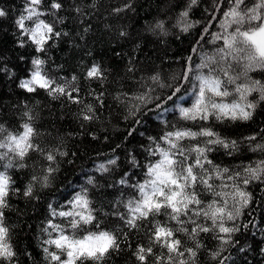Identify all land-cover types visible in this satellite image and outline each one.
I'll return each mask as SVG.
<instances>
[{
    "label": "trees",
    "instance_id": "16d2710c",
    "mask_svg": "<svg viewBox=\"0 0 264 264\" xmlns=\"http://www.w3.org/2000/svg\"><path fill=\"white\" fill-rule=\"evenodd\" d=\"M56 2L61 4L59 10L51 7L53 0H42L38 11L44 13L39 19L53 25L54 32L60 35L48 41L45 51L37 52L36 45L21 35L16 24L21 15H27L28 0H0V10L6 13L0 17V127L4 129L0 138L8 133H22L23 125L30 124L35 130L33 142L55 157L49 162L46 155L30 152L23 161L14 158L13 166L8 168H5L8 158L0 160V172H5L11 180L8 207L2 211L4 224L9 229L8 241L15 253L11 260L0 259V264H57L48 253H59V250L47 241L57 238L59 233L49 227V221L70 231L68 218L52 213L72 210L71 202L82 190H86L96 218L84 227L112 232L119 244V249L111 250L99 264H141L135 255L139 246L153 248L154 255L147 256L146 264H168L167 249L149 239L157 222L173 229L182 249L196 251L195 264H264V177L251 180L246 188L239 181L250 193L251 200L235 221L239 231L232 235V243H222L218 229L200 232L193 238L177 230L181 227L190 230L191 223L179 225L165 215L138 220L135 228L121 218L130 217L127 202L138 198L133 186L144 182L147 166L158 159L150 155L156 147L154 140L159 141L165 131L174 127L198 131L203 125L229 142L237 141L235 149L208 145L212 148L207 152L208 159L219 168H228L229 175L241 172L247 178L244 168L264 160V149L256 147L264 145V101L259 99V92L247 98L256 103L252 118L247 121H218L214 117L208 121H190L182 119L179 112L180 107H191L195 99L197 82L183 79L185 69L196 70L202 57L212 55L222 46V41L214 40L213 34L222 32L220 22L224 19L223 13L231 7L229 0H197L190 9L191 0ZM255 2L246 0L249 7ZM185 10L189 12L187 22L193 25L187 31L182 30L180 17ZM158 21H164L163 31L155 28ZM25 24L31 27L33 21ZM37 57L44 61L42 71L49 78L58 84L67 82L69 90H79L72 95L80 103L67 95L50 96L42 88L28 92L20 87L21 81L30 79L34 70L32 61ZM93 65L100 66L101 78L88 77ZM248 76L264 84V71H251ZM238 83L249 81L242 77ZM177 87L179 92H175ZM233 99L238 100V96L226 98L228 102ZM86 105H91L95 112L92 120L83 119ZM250 136L256 139H246ZM206 139L209 138H199ZM183 143L194 145L197 141ZM109 160L115 163H107ZM101 164L107 171L100 168ZM49 166L54 171L45 186L43 177L48 175ZM205 167L210 168L207 164ZM121 180L126 183L121 184ZM225 182L232 184V181ZM212 183L220 185L222 181ZM29 185L32 195L26 197L24 191ZM197 190L204 201L219 200L203 185ZM216 190L230 191L231 188ZM232 203L229 200L230 206ZM198 223L210 225L211 221L200 217ZM231 225L232 222L227 223ZM157 257L164 259L158 261ZM181 259H189L187 253L185 257H174L175 264ZM84 264L97 262L87 260Z\"/></svg>",
    "mask_w": 264,
    "mask_h": 264
},
{
    "label": "snow or ice",
    "instance_id": "6c2138e0",
    "mask_svg": "<svg viewBox=\"0 0 264 264\" xmlns=\"http://www.w3.org/2000/svg\"><path fill=\"white\" fill-rule=\"evenodd\" d=\"M41 2L42 0H28L25 7L27 15H21L16 20L21 35L27 36L36 45L37 52L45 51L44 46L48 41L53 36L60 35L59 32H54L53 25L39 19L40 16L44 15L42 11H38ZM196 3L197 0H191L188 8L190 9ZM229 3L231 7L223 13L224 19L220 22L222 32L213 34V39L222 41V46L216 48L212 55L202 57L196 70L185 69L183 79L189 80L191 78L197 83L194 85L193 95L195 99L191 107L179 108L180 116L184 120L208 121L214 117L218 121L224 119L247 121L252 118L256 108V103L248 101V96L253 92H259V99L264 101V84L259 80H252L248 76V72L251 71H264V0H256L251 7L247 5L246 0H229ZM129 6L125 5V7ZM51 7L59 10L61 4L53 0ZM188 14V10L180 13L183 20V31H187L193 26L187 22ZM5 15L6 13L0 10V17ZM25 21H33V26L26 27ZM155 28L163 31L164 21H158ZM21 46H23V41H21ZM32 64L34 70L31 72L30 79L21 81V88L28 92L42 88L47 90L50 96L54 94L67 95L74 102H81L72 95L73 92L79 91L77 88L69 90L70 86L67 82L58 84L42 71L43 60L39 57L34 58ZM204 69H207V72H204ZM237 69H241V71ZM189 73H192L191 77ZM87 75L89 78H101L103 73L99 65H93ZM242 77L247 79L249 83H238ZM152 79L157 80L158 77ZM72 80L75 81L76 77L73 76ZM229 85L233 87L230 88ZM179 91L180 88L177 87L175 92ZM234 95L238 96V100L233 99L231 102L226 100V98ZM138 99H143V97ZM168 99L171 100L172 96H169ZM85 107L87 113H91V115L86 113L83 119L92 120L95 116L92 106L86 105ZM3 131L4 129L0 127V132ZM34 131L30 124L25 123L22 133H8L6 137L0 138V149L5 150L0 152V160L8 158L5 168L13 166L14 158L18 157L19 160L23 161L30 152H40L46 155L49 162L55 159L51 152L45 153L38 144L33 142ZM201 137L209 139L200 141L199 138ZM246 139L255 140L256 137L250 136ZM184 140H195L197 143L185 145ZM154 143L156 147L150 151V155L157 156L158 159L147 166L144 182L133 186L137 190L138 198L133 197L127 202L126 207L130 217L121 216V218L125 219L128 226L135 228L138 220H147L150 216L165 215L179 225L191 223L193 227L190 230L186 227L177 230L188 233L193 238L200 232L206 233L218 229L220 234L218 238L221 242L224 244L232 243V235L239 231L235 221L251 200L250 193L244 188L251 180H261L264 177V160L259 161L254 167L247 166L244 168L243 171L247 173V178H243L241 172L229 175L228 168H219L208 159L207 152L212 151L208 145H220L225 149H235L237 141L229 142L211 128L203 125L198 131L191 128L174 127V130L165 131L159 141L154 140ZM162 145H166V147ZM256 147L264 149V145H256ZM193 153H195L194 158H192ZM9 154L12 155L9 156ZM107 163L112 164L115 161L109 160ZM206 164L210 168L205 167ZM19 166L24 167V164ZM100 168L107 171L104 164H101ZM53 171L54 169L49 166L48 175L43 177L45 186ZM33 179L37 178L33 177ZM213 180H221L222 183L215 185L212 183ZM241 180L244 188L240 186L239 181ZM225 181H232L231 186ZM92 182L90 179L89 183ZM124 183L126 181L121 180V184ZM10 185V177L5 172H0V259L4 260H11L15 255L8 241L9 229L4 224L2 211L8 207L7 197ZM199 185H203L214 197H219V200L204 201L201 199V193L197 190ZM218 187L221 189L230 187L231 190L217 191ZM31 195L32 186L29 185L24 191V196ZM229 200L233 202L231 206ZM71 203L72 210L58 213L53 211L52 213L53 216L68 218L67 228L70 231H65L64 228L53 225L49 221V227L57 231L59 235L47 243L54 245L59 253H48L47 248H45V252L57 264H78V262L84 264L87 260L99 264L111 250L119 249L117 237L109 231H91L84 227L91 225L96 219L92 214L93 210L90 208L86 190L77 193ZM200 217L211 221V224L198 223ZM228 222H232V225L227 226ZM96 227L98 228L99 225L97 224ZM149 239L152 243L167 249L169 253L167 256L168 264H175L174 257H185V253L191 260V264H195L196 251L193 248L182 249L181 240L174 238V231L168 226L157 222ZM196 247H200L199 243L196 244ZM135 255L141 264H146L147 256L154 255L153 248L139 246ZM213 255L218 254L214 253ZM62 256H66L67 259H62ZM163 259V257H157L158 261ZM189 259H181L178 264H189Z\"/></svg>",
    "mask_w": 264,
    "mask_h": 264
}]
</instances>
